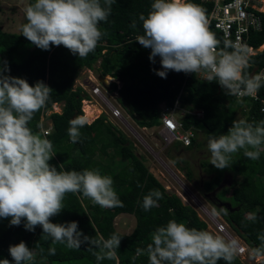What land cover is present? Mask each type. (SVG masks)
Instances as JSON below:
<instances>
[{"label":"trees","instance_id":"16d2710c","mask_svg":"<svg viewBox=\"0 0 264 264\" xmlns=\"http://www.w3.org/2000/svg\"><path fill=\"white\" fill-rule=\"evenodd\" d=\"M153 2L154 0H115L108 21L99 25L104 33L102 39L96 49L83 59L63 46H52L50 51L41 50L23 37L21 32L6 33L0 26V66L6 61L10 68V72L5 75L26 79L32 86L43 81L53 90L46 106L35 114L29 124L34 133L43 136V120L48 118L51 121V133L44 136L52 142L53 152L56 154L49 161L50 165L62 171L98 169L101 175L113 179L114 190L123 202V207L105 209L94 205L87 198L68 193L63 201L64 209L51 218V222H78V231L89 237L99 234L107 239L113 233L119 235L121 244L117 254L120 264H148L146 255L133 260L136 249L145 248L151 243V234L170 220L204 231H207L208 226L179 196L167 191L164 184L133 152L127 136L108 122L106 116L99 117L92 124H84L79 129V142L70 141L69 121L74 116L82 117V102L88 98L81 87L75 88L81 70H94L102 78L109 76L117 79L121 83L118 91L120 103L141 128L159 126V106L163 103L174 106L177 101L187 111L198 110L204 113L203 119L186 115L183 123L186 129H193L195 134L202 131L207 142L210 137L218 138L221 134H227L238 114H243L250 123L264 121L260 101L245 99L238 102L234 97L225 95L216 82L201 81L197 74L183 72L170 71L166 79L155 74L154 69L163 70L160 58L156 57L153 64L149 60L151 50L145 49L135 40L137 35L143 34L139 16L144 14L147 17ZM189 2L199 5L205 10L206 19L209 17L211 3L201 0ZM31 3L34 0H29L28 5ZM261 19L262 30L251 33L248 40L256 51L247 57L248 67L245 71L249 75L254 70H257V74L264 69V49L259 51L264 45V14H261ZM133 20L137 21L136 29L130 27ZM209 31L221 42L218 51L223 49L225 40L222 34L213 25L209 26ZM113 87L117 88V85L114 84ZM257 95L264 100V86ZM54 105H61L62 112H54L47 117L46 114L53 110ZM198 144L195 136L189 147L182 148L193 150ZM172 145L173 148L182 146L180 143ZM99 153L101 155L97 157ZM201 164L203 167L207 166L211 173V178L203 183L202 190L205 193L218 189L227 171L233 172L235 179L241 183L240 189L223 188L216 196L233 209L229 211L226 208L228 214L220 213L243 240V244L252 251L261 243L257 239L258 235L264 234V153L260 159L253 161L246 159L241 150L233 154L229 168L224 170L207 162ZM60 165L63 168L60 169ZM154 189L163 194V199L158 202L159 207L144 211L141 206L143 197ZM215 206L219 207L217 203ZM249 212L255 213L257 218L262 216V230L255 228V220L245 219V213ZM124 214L136 219V227L130 235L121 234L115 228V219ZM25 222L22 221L20 226H10V218H0V260L8 259L10 264H15L9 254V246L23 241L40 256H35V263L97 264L92 252L87 251L89 244H82L79 250L68 249L62 244L53 245L51 238H42L41 226L30 232L25 229ZM38 243L39 247L36 249ZM51 247H55V255L49 253ZM99 264H115V261L105 259ZM218 264L226 262L221 260ZM233 264H243L240 256L236 257Z\"/></svg>","mask_w":264,"mask_h":264},{"label":"clouds","instance_id":"9594fccd","mask_svg":"<svg viewBox=\"0 0 264 264\" xmlns=\"http://www.w3.org/2000/svg\"><path fill=\"white\" fill-rule=\"evenodd\" d=\"M115 0H34L24 9L25 23L20 26L22 36L37 48L50 51L52 46H63L80 59L93 52L104 33L101 22H107ZM142 35L135 40L150 49L149 60L155 64L160 58L163 70L155 74L166 79L170 71L185 74L205 73L209 82H216L224 94L240 98L255 97L264 86V72L254 76L248 67L246 48L239 43L220 41L209 31L206 13L189 0H154L147 17L139 16ZM137 28V21L130 25ZM231 49V51H229ZM10 72L7 62L0 66V218H10V226H20L34 232L43 229L42 238H51L52 244H62L79 250L89 244L97 264L105 259L120 264L117 250L119 235L113 233L105 239L102 235L85 236L78 231V222L52 223L51 218L64 209L66 194L87 198L105 209L123 207L114 190L110 176L101 175L98 169L83 171L57 170L49 161L56 155L52 142L29 127L35 114L44 108L53 91L38 81L34 86L26 79L5 75ZM68 135L72 143L79 142V129L84 120L77 117L69 121ZM158 127V126H157ZM146 129V128H145ZM209 164L219 170L229 168L233 154L243 151L249 160H258L264 153V121L250 123L238 118L227 134L210 137L207 142ZM63 165H60V169ZM163 194L154 189L143 197L142 208L150 211L159 207ZM220 212L228 214L226 208ZM220 213L213 209L212 215ZM246 220H256L255 213H245ZM257 239L260 245L252 249L255 257L264 256V234ZM39 243L36 245V249ZM15 264H35L36 250L25 242L9 246ZM55 247L49 249L55 255ZM241 251L236 239H225L208 231L189 228L170 220L151 234V243L137 248L133 257L146 255L148 264H226ZM0 264H10L8 259Z\"/></svg>","mask_w":264,"mask_h":264},{"label":"rangeland","instance_id":"374dc122","mask_svg":"<svg viewBox=\"0 0 264 264\" xmlns=\"http://www.w3.org/2000/svg\"><path fill=\"white\" fill-rule=\"evenodd\" d=\"M28 3L29 0H0V26L3 32L10 34L21 32L20 26L25 22L24 9L28 6ZM263 49L264 47L262 46L259 51ZM95 67L97 68L98 64ZM91 83L101 89L106 98V104L99 98L92 96L90 91ZM114 84L117 85V88L113 87ZM77 87H83L84 93L88 96L82 102L83 115L81 118H83L84 124H92L99 117L106 116L108 122L127 136L133 152L164 184L167 191L179 196L185 205L190 206L197 212L198 216L207 224L208 232L220 235L225 239H236L239 245L246 247V252L244 251L240 257L243 264L264 263V256H253L252 251L243 244V240L227 224L218 210L220 208H227L229 211L233 210L226 202L219 201L216 195L223 188L240 189L241 183L235 179L234 173L227 171L223 176L222 185L215 191L205 193L202 190L203 183L211 178V173L208 172L207 166L203 167L201 164L203 162L209 163L210 158L207 140L202 131L196 132V139L199 144L193 150L183 149L185 148L183 146L179 148H173V145L167 146L159 137L158 127L151 129L141 128L135 118L121 105L118 94L120 89L118 87H121V84L117 79L109 76L102 78L97 71L83 69L77 78L75 88ZM109 105L116 107L122 112L131 127L130 131L119 120L111 117L107 107ZM54 112L61 113L62 106L54 105L53 110L49 111L46 116L49 117ZM88 112L90 116L87 115ZM178 114L179 117L183 115L181 111ZM238 118L245 119L240 114L237 115L236 120ZM43 126L42 135L48 136L52 129L51 121L48 118L44 119ZM99 155L101 154L99 153L97 157ZM216 203L219 207L215 206ZM213 209H216L220 214L213 216ZM221 225L225 229H223V232L219 231V226ZM254 226L257 229H263L262 216L254 221ZM135 227L136 219L134 216L124 214L115 219V228L121 234L130 235ZM36 256L40 257L37 253ZM37 263L39 264V261L35 264Z\"/></svg>","mask_w":264,"mask_h":264},{"label":"built area","instance_id":"2783aa9c","mask_svg":"<svg viewBox=\"0 0 264 264\" xmlns=\"http://www.w3.org/2000/svg\"><path fill=\"white\" fill-rule=\"evenodd\" d=\"M205 3H211L212 8L208 21V29L213 25L216 31L222 34L223 40H228L233 43H239L246 48V57L253 55L256 51L249 45L248 40L250 34L262 30L261 14H264V0H201ZM218 50V49H217ZM264 72V69L261 71ZM201 81H208L206 74L197 73ZM120 83V82H119ZM121 84V83H120ZM83 89V87H81ZM120 88V87H118ZM92 96L102 100L106 104V98L98 86L92 85L90 87ZM235 98V97H234ZM237 100V98H235ZM250 99L255 102H261V112L264 113V100H261L258 95L255 97H243L240 101ZM111 117L119 120L125 128L129 131L131 129L128 121L123 116L122 112L111 105L107 106ZM181 111L183 115L178 116ZM193 115L197 119H203L204 113L202 111H187L183 109L179 101L174 106H168L163 103L160 105V121L158 127L159 137L166 144L170 146L174 143H180L183 147H189L196 134L193 129H186L183 123V118L186 115ZM224 227L219 226V231L223 232ZM225 230V229H224ZM241 251L239 255L246 252V247L239 245Z\"/></svg>","mask_w":264,"mask_h":264},{"label":"water","instance_id":"95a60500","mask_svg":"<svg viewBox=\"0 0 264 264\" xmlns=\"http://www.w3.org/2000/svg\"><path fill=\"white\" fill-rule=\"evenodd\" d=\"M256 71H257V70H254V71H253V73H252V76H254V75H255ZM75 118H77V117H76V116H74V117H73V119H75Z\"/></svg>","mask_w":264,"mask_h":264},{"label":"crops","instance_id":"0c3cea01","mask_svg":"<svg viewBox=\"0 0 264 264\" xmlns=\"http://www.w3.org/2000/svg\"><path fill=\"white\" fill-rule=\"evenodd\" d=\"M240 115H242V116H243V114H240ZM243 117L245 118V116H243ZM159 119H160V116H159ZM92 122H93V121H92ZM160 124H161V121H160ZM159 126H160V125H159ZM159 126H158V127H159Z\"/></svg>","mask_w":264,"mask_h":264},{"label":"bare ground","instance_id":"6f19581e","mask_svg":"<svg viewBox=\"0 0 264 264\" xmlns=\"http://www.w3.org/2000/svg\"><path fill=\"white\" fill-rule=\"evenodd\" d=\"M263 47H264V45H263ZM88 111V110H87ZM92 114V113H91ZM87 115H89L90 116V113L88 112V114Z\"/></svg>","mask_w":264,"mask_h":264}]
</instances>
